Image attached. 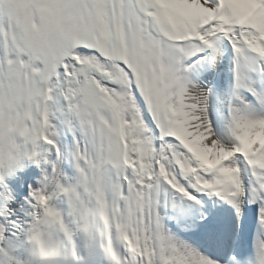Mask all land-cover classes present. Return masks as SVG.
I'll list each match as a JSON object with an SVG mask.
<instances>
[{
    "label": "snow or ice",
    "instance_id": "snow-or-ice-1",
    "mask_svg": "<svg viewBox=\"0 0 264 264\" xmlns=\"http://www.w3.org/2000/svg\"><path fill=\"white\" fill-rule=\"evenodd\" d=\"M0 264H264V0H0Z\"/></svg>",
    "mask_w": 264,
    "mask_h": 264
},
{
    "label": "bare ground",
    "instance_id": "bare-ground-1",
    "mask_svg": "<svg viewBox=\"0 0 264 264\" xmlns=\"http://www.w3.org/2000/svg\"><path fill=\"white\" fill-rule=\"evenodd\" d=\"M214 199L215 198L213 197L208 200L205 211L211 213L210 219L213 221L218 220L220 222L219 227L217 228L216 238L210 240V245H208L207 241L204 240L202 243H195L196 246H200L199 248L202 249V252L210 254L211 258L221 257L226 249L230 252L229 254H234L233 252H235L236 254L244 256L250 255L251 246L246 248L241 247V240L243 239L241 220L244 218L246 211L250 208L246 209L239 222V227H237L235 215L230 206L227 204H217L215 207H213L211 201ZM231 217L233 218L229 219ZM169 226L175 230V225L173 223L170 222ZM192 238H194V240H192L195 242V235H193ZM200 239L201 237L196 239V241H200Z\"/></svg>",
    "mask_w": 264,
    "mask_h": 264
},
{
    "label": "rangeland",
    "instance_id": "rangeland-1",
    "mask_svg": "<svg viewBox=\"0 0 264 264\" xmlns=\"http://www.w3.org/2000/svg\"><path fill=\"white\" fill-rule=\"evenodd\" d=\"M233 217H231V218H229V219H232ZM195 235V242L194 243H202V242H204V240L205 241H207V243H208V245H210V240L211 239H207V238H205L204 236H202V235H200V234H194ZM201 237V239H200V241H196V239H199ZM193 240H194V238H192ZM192 240V241H193ZM200 247V246H199ZM201 251H202V249H200ZM227 250L225 251V252H223V255L220 257V258H227L228 257V255H227Z\"/></svg>",
    "mask_w": 264,
    "mask_h": 264
}]
</instances>
